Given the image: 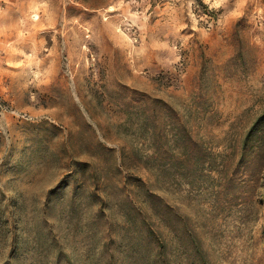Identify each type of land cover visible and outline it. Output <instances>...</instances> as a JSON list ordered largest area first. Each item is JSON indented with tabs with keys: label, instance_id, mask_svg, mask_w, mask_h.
<instances>
[{
	"label": "rangeland",
	"instance_id": "374dc122",
	"mask_svg": "<svg viewBox=\"0 0 264 264\" xmlns=\"http://www.w3.org/2000/svg\"><path fill=\"white\" fill-rule=\"evenodd\" d=\"M0 97V264H264V0H0Z\"/></svg>",
	"mask_w": 264,
	"mask_h": 264
},
{
	"label": "built area",
	"instance_id": "2783aa9c",
	"mask_svg": "<svg viewBox=\"0 0 264 264\" xmlns=\"http://www.w3.org/2000/svg\"><path fill=\"white\" fill-rule=\"evenodd\" d=\"M6 112H11L17 114L16 109H14L10 104L5 102L1 97H0V117H2ZM26 115L25 112L22 113V116Z\"/></svg>",
	"mask_w": 264,
	"mask_h": 264
}]
</instances>
